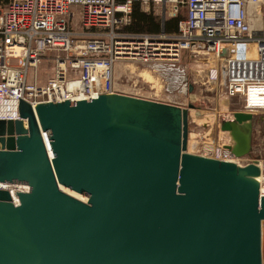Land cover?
<instances>
[{"label": "water", "instance_id": "1", "mask_svg": "<svg viewBox=\"0 0 264 264\" xmlns=\"http://www.w3.org/2000/svg\"><path fill=\"white\" fill-rule=\"evenodd\" d=\"M18 110L0 119V183L28 190L0 188V264H262L257 159L187 152V108L102 93ZM254 120H221L234 156Z\"/></svg>", "mask_w": 264, "mask_h": 264}, {"label": "built area", "instance_id": "2", "mask_svg": "<svg viewBox=\"0 0 264 264\" xmlns=\"http://www.w3.org/2000/svg\"><path fill=\"white\" fill-rule=\"evenodd\" d=\"M134 2L146 6L144 10L149 2L170 4L169 12L162 16L175 15L179 6H184L185 18L174 33L124 32ZM249 6L264 26V0L0 2V119L19 118V98L33 108L40 102L87 100L102 93L160 101L155 89L149 97L141 96L138 80L130 77L124 88L117 86L113 66L119 59L170 64L178 61L183 51L217 59L219 67L210 62L206 78L216 79L219 70L228 97H240L248 112L264 110V102L253 101L264 99V33L259 35L252 27ZM42 60L52 62V73L41 84L36 68ZM199 155L239 165L252 160L234 156L223 143H202ZM257 165L259 194L264 195V159H257ZM14 184L21 186L16 192L28 190L27 185Z\"/></svg>", "mask_w": 264, "mask_h": 264}, {"label": "rangeland", "instance_id": "3", "mask_svg": "<svg viewBox=\"0 0 264 264\" xmlns=\"http://www.w3.org/2000/svg\"><path fill=\"white\" fill-rule=\"evenodd\" d=\"M8 0H1L5 2ZM144 9L146 6H142ZM170 10V4L148 3V10L158 15H164ZM177 14L185 15L184 6H179ZM175 15H167L168 17ZM212 62L218 68L219 61L210 55L192 54L183 51L180 59L167 64H143L119 59L113 66V79L117 86L125 85V80H138L137 85L142 87L141 96L149 97L154 89L161 102L174 104L188 109V140L186 151L199 154L202 143L232 142L229 132L220 129L222 119L232 117L235 111H246L240 97H228L225 94L224 79L218 70V79L208 80L207 70ZM33 69L29 70V78ZM39 83H44L52 73L50 60L40 61L36 68ZM263 103L264 99L259 98ZM191 105V107H190ZM247 112V111H246ZM255 115L252 129V151L244 157L249 159H264V110L252 112ZM12 186V185H11ZM8 187V186H5ZM70 190V189H69ZM80 197L87 196L82 193ZM264 230V221H262ZM264 242V236H263ZM262 264H264V244L261 247Z\"/></svg>", "mask_w": 264, "mask_h": 264}, {"label": "trees", "instance_id": "4", "mask_svg": "<svg viewBox=\"0 0 264 264\" xmlns=\"http://www.w3.org/2000/svg\"><path fill=\"white\" fill-rule=\"evenodd\" d=\"M184 18L185 15L182 16L177 14L162 19L152 11H144L139 2H134L131 22L130 24L123 26L122 31L128 33H158L161 31L165 33H174L177 30L178 22Z\"/></svg>", "mask_w": 264, "mask_h": 264}, {"label": "bare ground", "instance_id": "5", "mask_svg": "<svg viewBox=\"0 0 264 264\" xmlns=\"http://www.w3.org/2000/svg\"><path fill=\"white\" fill-rule=\"evenodd\" d=\"M259 19V18H258ZM257 19V20H258ZM254 20H256V19H254ZM256 20V21H257ZM260 21V20H259ZM259 21H257L258 23H259ZM256 22V23H257ZM253 24H254V22H253ZM253 24H252V26H253ZM256 25V24H255ZM254 27V26H253ZM257 27V26H256ZM222 50H223V47H222ZM216 79H218L217 77H216ZM73 85H71V87H72ZM254 102H255V104H262V103H260L259 102V98L258 99H256V100H253ZM254 102H252V103H254ZM260 110V109H259ZM259 110H257V111H259ZM50 154V153H49ZM3 188H6L7 190H9L11 193H12V196H13V198H14V200L17 202L18 201V198H17V195H16V191L19 189V188H21V186H19V185H16V184H14V183H1L0 184ZM12 185V186H11ZM5 186H8V187H5ZM59 187H60V189L61 190H63L64 192H66L67 194H69V195H72V196H74V197H76V198H78V199H80V200H82V201H86L87 199L86 198H83V197H80V195L79 194H76V193H74V191L75 190H73V189H71V188H68V187H66L65 185H62V184H60L59 185ZM24 188V187H23ZM70 189V190H69ZM75 192H77V191H75ZM78 193V192H77ZM263 244H264V242H263V237H262V240H261V247H263Z\"/></svg>", "mask_w": 264, "mask_h": 264}, {"label": "crops", "instance_id": "6", "mask_svg": "<svg viewBox=\"0 0 264 264\" xmlns=\"http://www.w3.org/2000/svg\"><path fill=\"white\" fill-rule=\"evenodd\" d=\"M144 10V9H143ZM144 11H147V10H144ZM154 13V12H153ZM248 13H249V18H250V23L251 24H253V22H254V24H253V28H254V30H256L257 32H258V34L259 35H262L263 33H264V26L262 25V23H260V21H259V19H258V17H257V14H256V12L254 11V8L252 7V6H249L248 7ZM154 14H156V13H154ZM156 15H158V14H156ZM162 19L163 18H167L168 16H162V15H159ZM254 19H258L257 21H259V23L256 21V20H254ZM257 22V23H256ZM256 24V25H255ZM257 26V27H256ZM252 54V53H251ZM38 83H39V81H38ZM42 84V83H41Z\"/></svg>", "mask_w": 264, "mask_h": 264}]
</instances>
